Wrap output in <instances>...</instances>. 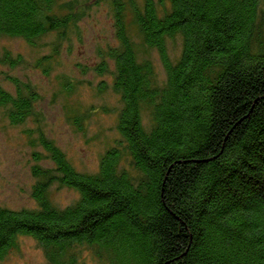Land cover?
<instances>
[{"label": "trees", "instance_id": "obj_1", "mask_svg": "<svg viewBox=\"0 0 264 264\" xmlns=\"http://www.w3.org/2000/svg\"><path fill=\"white\" fill-rule=\"evenodd\" d=\"M111 5L118 44L98 51L102 61L94 70L113 69L120 140L102 156L98 172L86 174L40 134L37 143L53 168L32 169L37 208H0V262L20 237H31L48 264H77L76 251L84 248L109 264H264L262 0ZM128 5L144 44L160 54L162 85L154 65L138 56ZM83 16L71 2L0 0V36L36 47L50 33L65 39ZM176 35L183 49L174 62L167 41ZM22 62L10 52L0 55L11 68ZM7 79L14 93L0 86V109L12 125H22L40 95L29 83ZM54 183L77 191L79 200L55 207Z\"/></svg>", "mask_w": 264, "mask_h": 264}, {"label": "rangeland", "instance_id": "obj_2", "mask_svg": "<svg viewBox=\"0 0 264 264\" xmlns=\"http://www.w3.org/2000/svg\"><path fill=\"white\" fill-rule=\"evenodd\" d=\"M67 2L74 3L84 16L65 39L50 33L32 47L24 39L0 36V55L10 52L23 58L16 68L0 63V86L14 93L7 79L11 76L29 83L40 95L34 115L22 125H12L5 110L0 109V208H37L32 192L38 178L32 169L53 168L37 143L40 134L52 140L76 170L86 174L98 172L102 156L120 140L117 123L122 102L114 88L113 62L108 60L109 73L100 75L94 70L102 61L98 51L118 44L111 0H58V5ZM135 2L141 5L143 0ZM127 8V28L138 56L154 65L155 81L162 85L166 71L160 54L144 44L133 12L129 5ZM182 49L180 35L168 39L172 61L179 58ZM144 118L149 121L147 114ZM35 153H41L43 159L36 162ZM79 198L77 191L58 183L49 189V199L58 209L74 205ZM76 258L77 264H109L108 257L98 255L95 249L77 250ZM0 264H48V260L35 239L20 237L17 248Z\"/></svg>", "mask_w": 264, "mask_h": 264}]
</instances>
